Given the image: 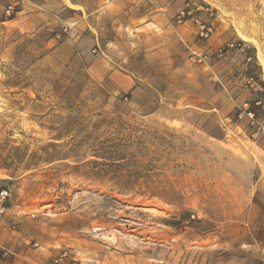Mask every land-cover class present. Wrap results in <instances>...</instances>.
I'll use <instances>...</instances> for the list:
<instances>
[{"label":"rangeland","instance_id":"374dc122","mask_svg":"<svg viewBox=\"0 0 264 264\" xmlns=\"http://www.w3.org/2000/svg\"><path fill=\"white\" fill-rule=\"evenodd\" d=\"M7 2L0 264H264V0Z\"/></svg>","mask_w":264,"mask_h":264},{"label":"built area","instance_id":"2783aa9c","mask_svg":"<svg viewBox=\"0 0 264 264\" xmlns=\"http://www.w3.org/2000/svg\"><path fill=\"white\" fill-rule=\"evenodd\" d=\"M17 0H8V2L4 6V15L6 17H10L16 10ZM178 21H180V16L177 17ZM208 32V28L205 25L200 26V36H206ZM234 44L230 43L226 45L225 51H228L234 48ZM191 54L196 57L198 62L206 63L209 61V55L201 52H197L195 50L191 51ZM250 57L247 58L249 60ZM237 115L238 117H245L249 119L251 124L256 123L258 124V129H264V126L261 125L259 118H258V109L264 110V93H262L258 98L252 101V103L244 102L242 105L237 107ZM9 187L4 186L0 188V210H3L5 207L6 202L9 199ZM67 257V251H61L58 256L54 259V262L57 263L59 261L64 260ZM74 264V263H72Z\"/></svg>","mask_w":264,"mask_h":264},{"label":"trees","instance_id":"16d2710c","mask_svg":"<svg viewBox=\"0 0 264 264\" xmlns=\"http://www.w3.org/2000/svg\"><path fill=\"white\" fill-rule=\"evenodd\" d=\"M264 86V85H263Z\"/></svg>","mask_w":264,"mask_h":264}]
</instances>
